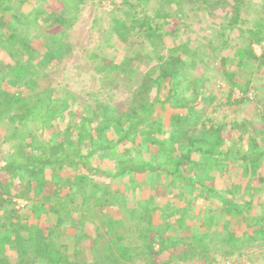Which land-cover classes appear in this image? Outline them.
Here are the masks:
<instances>
[{
	"label": "rangeland",
	"instance_id": "1",
	"mask_svg": "<svg viewBox=\"0 0 264 264\" xmlns=\"http://www.w3.org/2000/svg\"><path fill=\"white\" fill-rule=\"evenodd\" d=\"M13 6L24 21L37 10L43 11L49 7L58 13L65 12L71 19L61 27L47 24L44 31L39 30L41 25L26 22L28 35L23 36H34L33 49L54 51V55L41 63L36 62L26 49L16 48L10 55L4 46L6 44L0 45V67L8 64L4 71L0 68L1 80L3 79V86L0 88L19 94L51 89L55 96L67 97L69 105L45 129L41 128L39 122H32L30 119L25 124L8 117L0 121V167L12 151L13 145L28 137V133L32 134L28 141L39 146L46 139L60 138L68 123L73 120V123L79 122L81 115L90 114L92 110L104 115L103 112H106L103 108H127L138 77L134 72L131 75L127 73L130 72L129 69L127 72L120 71L119 68L123 66L121 64L127 58H133L138 63L132 60L130 67L139 66L144 73L158 63L157 56L172 55L173 48H177V54L182 55L187 66L188 76L184 84L188 94H191V84L197 85L196 82L199 81L200 85L195 86L196 90L193 86L195 92L192 104L201 116L191 117L189 127L192 130L199 131L203 125H224L225 135L233 133L230 134L229 141L241 144L242 150H248V141L254 135L259 134L261 139L264 137V65L240 66V55L237 54L238 48L246 46L251 40L242 34L240 28H253L264 18V0H222L219 3L218 0H84L79 4L78 10L72 9L71 4H65L62 0H13ZM235 7L239 8L241 20L235 21L231 27L228 23ZM178 10V15H174ZM165 14L170 16L165 17ZM115 18L124 21L125 27L117 28ZM12 21L9 19V22ZM142 22H150L152 27L163 26L166 34L164 44L157 46L160 53L153 51L154 46L147 42L146 34L138 26ZM16 25L20 33L25 28L20 22ZM4 27L6 29L8 26H0V43ZM53 33H57L59 41L51 45L48 41ZM263 44L264 41L254 44L258 54L263 51ZM149 52L152 53L151 56ZM19 63L26 65L29 70L15 85L11 82L13 75L9 71L10 66ZM116 65L120 67H114ZM98 68H105V71L100 72ZM234 82L247 91H242L240 85H234ZM156 94L154 88L151 97L154 98ZM71 110L77 112V117L70 114ZM158 112V121L166 132L157 136L170 138L171 112L162 108H158ZM99 132L102 138L114 136L112 133L108 135L107 126L102 127ZM242 134L245 139L238 142ZM146 149V154L157 151H152L150 147ZM98 160L99 157L94 161ZM107 160L108 168L111 169L114 164L112 159H105L102 165L107 164ZM227 161L223 157L211 162L200 158L192 175L205 180L206 185L214 186L219 195L223 193L233 196L239 204L253 198L255 203L251 208L241 207L240 216L231 214L228 206L223 208L219 195H210L196 184H179L172 182L167 176L158 177L155 174H139L130 178L107 177L102 173L97 178L105 180L103 191L88 188L89 202L80 201V195L78 202L71 203V211H63L60 219L63 221L61 238L69 245L70 251L83 248L81 256L86 261L85 264H99L90 247H87L91 238L86 237L85 233L93 225H98L102 231L107 232L103 227V216L97 210L102 200L108 199V209L113 210L110 212L106 207L105 218L111 214L117 218L122 213L127 214L123 211L124 206L137 207L141 199L152 198L151 205L159 206L152 219L166 236L174 237L176 241L180 238L189 240L207 233L201 250L191 249L190 254L184 258L179 251L181 243L168 246V250L163 253L168 264H264V235H253L250 231L255 223H249L252 219L264 217V162L258 161L255 166H251L248 161ZM59 180L63 182L60 183ZM53 181L58 184L66 182L64 178L56 177L49 184ZM12 189L16 193L20 188ZM48 190H51L49 185ZM33 204L32 200L17 199L15 206L20 209L21 224L35 225L43 220L53 224L58 221L59 215L55 213L38 218L31 212ZM10 207L11 205H7L0 209L1 221L5 220ZM170 211L175 213L167 217L170 221L167 222L164 212ZM84 216L90 221H85L84 233H79L82 239H76L70 235L74 231L72 227L78 225V221ZM21 232L23 240L15 241L14 247L7 250L8 255L15 257L21 248L26 246L28 249L24 241L28 231L23 229ZM233 237L236 239H232ZM13 262H17V259ZM42 262L38 260L34 264ZM101 264L110 263L106 261ZM113 264L149 263L142 257H136Z\"/></svg>",
	"mask_w": 264,
	"mask_h": 264
},
{
	"label": "trees",
	"instance_id": "2",
	"mask_svg": "<svg viewBox=\"0 0 264 264\" xmlns=\"http://www.w3.org/2000/svg\"><path fill=\"white\" fill-rule=\"evenodd\" d=\"M62 1L65 4H71L72 9L78 10L79 4L84 0ZM221 1L218 0V3ZM237 5L239 6L238 3ZM178 13L179 10L174 15ZM165 15V17L170 16ZM9 19L13 21L9 22ZM70 19L65 12L58 13L49 7L43 11L37 10L34 15L27 17L24 21L15 11L13 0H0V26H8L2 30L3 40L0 45L5 43L6 51L10 55L16 48L26 49L36 62L41 63L54 55V51L47 49L42 52V50L33 49L34 36H23L28 35L26 22L41 25L39 30L44 31L43 28H46L47 24L61 27ZM238 20H241L240 11L238 7H235L228 26L232 27ZM18 22L25 27L21 33L16 25ZM116 22L117 28L125 27L124 21L116 20ZM138 26L146 34L147 42L154 46L153 51L160 53L157 46L164 44L166 34L163 26L152 27L150 22H142ZM240 30L244 36L251 39L246 46L239 47L237 50V54L240 55V66L264 65V44L261 54H258L254 47L255 43L264 41V18L253 28H240ZM50 39L48 42L52 43L51 45L59 41L57 33H53ZM172 52L170 56H157L158 63L144 73L140 71L139 66L130 67L133 58H127V61L121 64L123 65L121 68L118 65L114 66L124 72L129 69L130 72L127 73L131 75L134 72V75L138 77V83L133 89V96L127 108L121 110L103 108L106 112H103L104 115L97 110H92L90 114L81 115L79 122L73 123L74 120H70L60 138L46 139L39 146L31 140L28 141L29 136L32 135L30 133L28 137L18 140L13 145L12 151L0 167V171L3 172L0 173V209L11 205L8 215L4 217L5 220L1 221L2 217H0V264H34L38 260L43 261L41 264H85L86 261L81 256L83 248L82 250L74 248L70 251L69 245L63 242L61 238L63 221L60 219H62L63 211L66 210V213L71 211L72 202L79 201L78 196L81 195L80 201L89 202L88 188L93 191H103L102 186L105 185V180L101 181L97 178L102 173L107 177L130 176L133 178L139 174L167 176L175 183L196 184L215 196L219 194L214 186L206 185L205 180L194 178L192 175L193 169L200 163V158L211 162L223 157L227 158V162L248 161L251 166H255L258 161L264 162V137L261 139L259 134L250 138L248 150H242L241 144L238 145L236 142L232 144L229 141V136L233 133L225 135L224 125H203L199 131L189 127L191 117L201 116L199 111H195L196 106L192 104L195 92L193 86L200 85L199 81L194 80L197 85L191 84V94H188L184 84L188 76L186 63L182 55L177 54V48H173ZM149 54L151 56L152 53L149 52ZM133 62L138 63L136 60ZM7 66L8 64H2L0 68L4 71ZM28 70L29 68L21 63L10 66L9 74L13 75L11 82L17 85ZM98 70L104 72L105 68H98ZM2 81L0 76V87L3 86ZM234 85L240 84L234 82ZM240 87L243 88L242 85ZM154 88L157 94L152 98ZM242 91L247 90L242 89ZM68 105L67 97H57L51 89L38 90L32 94H19L0 88V121L8 117L25 124L27 119H30L32 122H39L41 128L45 129V126L50 125L51 121ZM158 108L169 110L172 115L169 123L171 137L167 136L168 139L165 138L166 136L164 138L157 136L166 132L158 121L160 119ZM70 114L74 118L78 115L73 110ZM102 116L104 117L100 118ZM105 126L108 128V135L112 133L113 137L100 136L99 131ZM262 133L264 134V131ZM244 139L245 136L242 134L238 142ZM155 146L156 149H154ZM147 147L157 151L146 154ZM97 157L99 160L95 162ZM105 159L113 160L112 170L108 168L109 160L106 161L107 164L102 165ZM56 177L64 178L66 182L58 184L53 181L49 184ZM59 182L63 181L59 180ZM48 185L51 190L47 191ZM12 188L20 189L19 192L13 193ZM219 196L224 205L223 208L228 206L230 213L237 216L242 214L241 207L251 208L255 203L253 198L244 204H239L233 196L223 193ZM17 199L32 200L34 206L31 212L38 218L55 213L59 215L58 221L53 224L47 223L46 220L35 225L21 224V212L15 206ZM108 201V199L102 200L100 208L97 209L103 216V227L108 233L102 231L98 225H93L85 233L86 237L91 238L87 247H90L91 253H94L93 256L99 264L106 261L110 264L126 262L136 257L146 259L149 264H168L163 254L168 250V246L181 243L179 251L182 258L189 255L191 249L201 250L200 247H203L207 233L198 237L194 236L189 240L180 238L176 241L174 237L166 236L162 228L154 224L152 219L159 208L157 205H151L152 198L141 199L137 207L124 206L123 211L127 214L122 213L121 217L117 218L112 214L105 218L104 209L107 207L108 211L111 210L108 209L110 205ZM174 213L175 211L164 212L166 217L164 219L170 222L167 217L173 216ZM80 219L78 225L72 227L74 231L70 233L76 239H82L79 233H84V223L90 221L85 216ZM249 223H255L253 230L250 231L253 235H264V217L252 219ZM23 229L28 231V236L24 240L28 249L26 246L21 248L15 257L8 255L7 250L14 247V242L23 240L21 232ZM195 243L197 246H194ZM14 259H17V262H13Z\"/></svg>",
	"mask_w": 264,
	"mask_h": 264
}]
</instances>
